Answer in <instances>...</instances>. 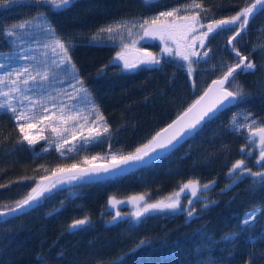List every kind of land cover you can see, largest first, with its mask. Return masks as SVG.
Instances as JSON below:
<instances>
[{"label":"trees","instance_id":"obj_1","mask_svg":"<svg viewBox=\"0 0 264 264\" xmlns=\"http://www.w3.org/2000/svg\"><path fill=\"white\" fill-rule=\"evenodd\" d=\"M252 2L73 0L65 10L49 12L46 6L32 0H16L12 4L0 0V25L8 22L12 11L16 18L8 24L20 20L23 6L33 8L30 18L38 12L49 13L55 34L70 38L75 45L69 50L71 62L110 129L103 146L96 147L103 148L105 144L123 156L147 144L159 129L195 101L211 80L221 77L234 64L236 56L227 48L234 31L225 40L218 33L206 41L208 55L203 62L193 64L195 72L191 78L187 75L188 62L167 55L159 67L142 64L137 70L122 72L123 66H116L114 58L126 45L161 52V44L142 38L139 25L129 24L132 34L125 29L123 39H109L105 33L93 41V34L122 19L150 21L160 12L172 9L181 11L162 17V21L171 22L185 13L191 16L199 10L186 6L194 3L207 10L206 16L199 12L201 23L207 25L210 19L235 15ZM261 14L251 19L234 44L256 65L254 71L237 72L235 76L233 83L245 92L242 99L145 168L99 182H67L64 188L46 193L26 214L0 217V264H264V211L253 225L241 224L246 211L264 208V186L249 176L228 179L227 175L232 165L242 159V148L252 151V156L256 153L255 146L246 139L250 129L233 130V115L240 114V120L242 115L251 113L257 121H264V47L253 52L254 45L264 44ZM187 43H191V36ZM194 47L199 49L198 55L205 50L198 43ZM0 51H10V46H0ZM228 87L235 90L232 85ZM262 125L258 123L254 128ZM43 147L42 143H23L12 115L0 113V185L5 186L0 188V208L23 199L36 181L53 170L77 164L76 160H58L54 152H44ZM29 177L32 179H25ZM189 180H198L201 185L216 182L209 205L201 206L200 216L192 221L186 222L181 213L158 211L140 220L130 217L106 224L111 215L106 210L109 197L146 195L147 203H155L177 192ZM233 180L237 181L234 185ZM227 185L233 186L229 189ZM55 209L56 213L48 215ZM85 217L89 223L82 230H69L74 220ZM231 233L235 235L226 239Z\"/></svg>","mask_w":264,"mask_h":264},{"label":"snow or ice","instance_id":"obj_2","mask_svg":"<svg viewBox=\"0 0 264 264\" xmlns=\"http://www.w3.org/2000/svg\"><path fill=\"white\" fill-rule=\"evenodd\" d=\"M16 0H5V4L15 3ZM35 4H42L49 9V12L62 11L70 7L73 0H32ZM199 10V12L207 14V10L199 3L187 5ZM181 11V9H172L170 11L160 12L157 16L153 17L150 21H132V20H119L113 24L101 27L97 33H94L92 40L96 41L103 37V34L107 33L109 39H115L116 36H120L127 29L128 34H132V27L139 25V29L143 31L144 37L158 38L161 43L167 45L169 40L176 42L177 40L186 41L191 36V43H185L186 52L181 53L179 51L173 53L170 48L165 46L161 49V52L165 55L176 56L187 63V75L191 78L195 72L193 64L199 63L201 59L207 57L208 51H203L202 55H198L199 49L195 48V44H199L200 48L206 49V41L215 34L223 31H231L235 28V32L228 38L227 45L230 50L235 53L238 58V62L227 67V71L223 75L212 81L209 88L205 91L204 95L199 97L192 105H190L183 113H181L171 124L166 128L157 132L147 144L142 147H137L134 152L121 156L119 159L113 158V163L103 167H93L90 169H80L77 165L73 164L70 168H59L53 170L50 176H43L36 181V186L31 189L23 199L18 200L13 206H3L0 208V217L6 216H18L26 214L27 209H31L34 204L38 203L46 193H50L63 183L70 181H86L93 176H99L102 173L108 174L114 172L124 166L134 167L138 164L144 163L146 160L152 159L154 155L160 152H165L170 148H173L176 144L180 143L186 136L194 135L198 129L215 118L217 112L225 107V105H231L233 102L239 101L245 96L243 88L239 84L233 83L237 72L248 73L255 70L256 65L248 60L245 56L240 55L234 47L237 38L247 29V26L251 19L260 11H264V0H253L252 3H248L247 6L240 8L239 11L230 17L224 19H210L207 25L201 23V15L199 12H194L191 16H185L182 18L183 23L179 26L169 24L166 21H162V17H172L175 13ZM39 21V24L34 23ZM129 24L132 27H129ZM38 27L43 33L44 39H37L31 36V30ZM179 27L180 31L177 33L175 29ZM206 28V30H204ZM199 32V35L196 33ZM56 29L53 27L51 20L49 19L48 12H38L35 17L25 19L19 23L13 24L8 28L0 25V43L7 42L10 45L9 52L0 51V111L10 113L12 118L17 122V126L20 128L21 133L24 132L25 123L31 119H35L37 114L47 116L49 112L48 104L51 103L53 109L59 107L63 113L65 109L69 112L78 111L76 109V101L87 98L86 103L89 105V116L95 114V120L91 121L95 127L88 128V135L81 136L80 140L72 143L66 148L67 152L78 150V148L100 141L104 135H107L110 129L104 120L103 115L99 112L98 106L90 98V93L84 85V81L79 78L78 70L71 62L69 56V50L75 45L68 37H60L56 34ZM143 38V37H142ZM35 46V47H33ZM264 47V44L254 45L253 52ZM40 49L45 51L41 52V59H37L35 54L28 55L31 52H38ZM51 53V62L48 60V53ZM196 59L193 60L192 58ZM117 61L116 66H119V61H123L122 72L137 70L142 64L158 65L161 62V58L154 56L151 53H147L146 57L142 61L137 63L128 62L124 56L117 52L114 58ZM24 62V63H21ZM224 66V65H221ZM215 67V66H213ZM58 75H63L64 80L61 84L67 83V88H61L57 93V96L64 94L68 100H71V104L61 103L59 106L56 104V96H52L46 91V84L49 81H55ZM228 85H232L235 90H229ZM71 89V92L68 91ZM209 97H211L209 99ZM207 103H203L204 101ZM42 110V112H41ZM240 114H234L230 120V123L234 131H241L243 128H249L250 134L246 139L254 144L255 137H259L260 144V156L257 163L264 165V126L254 128L258 123L264 124V121H257L252 117L251 113H247L243 116V120L246 123H241L238 119ZM82 118L85 122H88V117L77 118V125H79V119ZM72 119V117H69ZM99 122V123H98ZM101 125L102 130L101 129ZM28 127L33 125L28 124ZM254 129V130H253ZM53 129V132H56ZM62 132L66 133L67 128L62 129ZM167 133L161 139L162 134ZM58 138H63L57 134ZM43 139V137H41ZM75 140V137L73 138ZM23 140L27 141L29 145H34L37 139L24 135ZM51 143V142H50ZM47 151V149H44ZM57 151L61 155L65 154V150L61 145H57ZM245 150L242 148L241 152ZM228 179H232L234 176H251L255 181L259 180L262 186H264V172H250L247 170L243 160H237L228 172ZM25 179H32L31 177ZM47 182V183H44ZM233 180V185L236 183ZM214 181H210L207 184L200 185L198 180H189L187 183L179 186V191L170 194L167 198L159 200L155 203H147L146 195H140L137 197L129 198L133 202L139 204L143 201V207H139L138 210L131 215L134 219L140 220L146 214L153 211H165L170 210L175 212L181 208L180 199L182 193L187 190H191L192 196L197 197L202 190H208L214 185ZM233 185H227V188H231ZM5 187L0 185V188ZM223 191V190H222ZM192 199L189 200V204L193 203ZM116 203H124V201H115V198L109 199V204L115 206ZM212 203H215L214 201ZM208 205L205 204V207ZM264 211V208L253 209L244 214L241 224L249 226L254 223L255 219L260 212ZM196 210L191 209L187 212L188 217H193ZM120 218V213L112 217L113 221ZM89 223V218L74 220L69 226L70 231L82 230L85 225ZM235 233L228 234L225 238L234 236ZM141 244L144 241L140 242ZM138 245L137 247H139ZM135 249H133L134 251ZM247 264V262H246Z\"/></svg>","mask_w":264,"mask_h":264},{"label":"rangeland","instance_id":"obj_3","mask_svg":"<svg viewBox=\"0 0 264 264\" xmlns=\"http://www.w3.org/2000/svg\"><path fill=\"white\" fill-rule=\"evenodd\" d=\"M145 1H147L148 3L153 2L151 0H145ZM23 7H24L22 10L23 13L20 14L21 19L16 21V22H13L11 24H8V22L14 21L16 18V14L14 13V11H12L10 16H9L8 22H5L6 24H4V21H3V23H2V24H4L3 27L8 28L13 24L19 23L25 19H29L30 15L33 14L32 13L33 8L30 6H23ZM34 11L38 12L39 9H36ZM185 16H188V15L185 13L182 16H179L178 18L173 19V21L167 22V23L179 26L180 24L183 23L182 18ZM260 22L262 24L261 30L264 32V12L261 14ZM34 23L39 24L40 22L37 20ZM175 31L177 33H179V31H180L179 27H177L175 29ZM233 31L235 32V28H233L231 31L221 32L222 33L221 35H223L224 40L227 39L226 37L229 34V32L232 33ZM30 35L36 37L37 39H41V40L44 39L43 33L41 32V30L38 27L33 28L31 30ZM196 35H199V32H197ZM189 37L187 38V40L189 39ZM143 38L146 41H149L151 43L157 42L158 44H161L160 47H162V48L167 46L168 48H170L172 50V52L173 51H175V52L179 51L181 53H184L185 49H186L185 43H187V40L186 41L177 40L176 42L169 40V43L167 45H165V44L161 43V41L158 38H151V37H143ZM5 44L9 45L7 42H3V43H0V46H3ZM33 47H35V46H33ZM132 49L143 50V49H140L138 46L126 45L121 54L124 55L126 52H128L129 50H132ZM205 50L209 52V50H207V49H205ZM43 51H45V50L40 49V51H38V52H31L30 51L28 53V55L35 54L37 56V59H41L42 58L41 52H43ZM202 51H203V49H202ZM3 52H9V51H3ZM143 52L145 54L151 53L154 56H158L159 58H161L162 63L164 60H166L165 59L166 55L162 52H160L159 54L152 53V52L147 51V50H143ZM211 53H215V51H213V52L211 51ZM167 57H171L172 59L176 58V56H174V55L173 56L167 55ZM204 59H205V57L203 59H201L200 61L203 62ZM48 60L50 63L51 62V53L50 52L48 53ZM21 63H24V62H21ZM150 66H154V65H150ZM63 80H64L63 75H58V78L55 81H49L45 86L46 91L48 93H50L52 96L57 97L56 104L58 106L61 103H64V104H71L72 103V101L68 100L64 94H60L59 96H57V93L59 92V90L62 87L63 88L68 87L66 82L61 84V81H63ZM68 91L71 92V89H68ZM86 100H87V98H83V99L76 101V109L78 111L69 112L67 109H65L63 113L60 111L59 107H57L56 109H53L52 104L49 103L48 104L49 112H48L46 117L44 115L37 114L35 119H31L27 122H23V121L21 122V123H25V128H24L23 133H21L20 128L18 127L20 134H21L22 142L28 146H34L38 143H42L44 145L43 151H44V149H47V151H44V152H49V151L54 152L56 154V157L58 160L59 159H68L70 161L76 160L77 164L74 162L73 163L77 166L78 165H88V164L89 165H97V164L106 163L110 160H113V158L117 159V158L121 157L120 152H118L112 148H107V145H105V144H104L103 148L96 147L97 144H99V145L101 144L103 146L102 143L104 142L107 135H104L100 141L86 145V146H83V147H80L76 151H72V152L66 151V148L68 146H70L72 143L79 141L81 136H87L88 135V128L89 127H95L96 126V125L91 123V121L95 120L96 117H95V114L89 116V113L87 110L89 105H87ZM2 112L3 111H0V113H2ZM41 112H42V110H41ZM69 117H72V119H69ZM79 117H88V122L86 123L84 119L80 118L79 119V125H77L76 121H77V118H79ZM240 122L246 123L243 120V115H242V118L240 119ZM16 124H17V122H16ZM28 124H31L33 126L28 127L27 126ZM102 127L103 126L101 125L100 130H102ZM65 128L68 129V131L66 133L61 131L62 129H65ZM53 129H56L57 131L53 132ZM246 129H249V128L246 127ZM58 133H59V136L63 137L62 139L58 138V135H57ZM24 135H28V136H32V137L36 138L37 142L34 145H29L27 143V141L23 140ZM41 137H43V139H41ZM74 137H75V140L73 139ZM57 145H61L62 149L65 150L64 155H61V153L59 151H57ZM253 145L256 147V140H255V143ZM247 152L249 153V151H247ZM256 154H257V157L259 158L260 150H258ZM258 158H257V161H258ZM256 164L258 165V163H256ZM261 166H264V165H261ZM75 182L76 181H73V183H75ZM66 185H67V183H63V185L61 184L58 187L64 188ZM183 207L185 208L186 205H184ZM253 209H258V208H253ZM253 209H250V210H253ZM250 210H248V211H250ZM248 211H246V212H248ZM156 212H158V211L150 212V214L151 213L153 214ZM159 212H162V214H169V213H165L166 211H159ZM244 214H243V217H244ZM251 225H253V224H251Z\"/></svg>","mask_w":264,"mask_h":264},{"label":"water","instance_id":"obj_4","mask_svg":"<svg viewBox=\"0 0 264 264\" xmlns=\"http://www.w3.org/2000/svg\"><path fill=\"white\" fill-rule=\"evenodd\" d=\"M258 13H259V12H258ZM228 49L230 50L229 46H228ZM230 51H231V50H230ZM231 52H232V51H231ZM146 55H147V54H145V53L143 52V50L132 49V50H129L128 52H126L123 56H124V58H125L128 62H130V63H136V62H138L140 59L144 60L145 57H146ZM240 55H241V54H240ZM119 63H120L121 65H123V61H119ZM161 63H162V61H161L160 64H158L157 66L159 67V66L161 65ZM218 78H220V77H218ZM218 78H215V79H218ZM215 79H213V80H215ZM213 80H211V81L208 83V85L206 86V88H205V89L203 90V92L197 97V99H196L195 101H197V100L199 99V97H201L202 95H204L205 91L209 88V85H211V83H212ZM229 90H230V89H229ZM210 98H211V97H209V99H210ZM195 101H193L190 105H192ZM207 102H208V101L206 100V101H204L203 103H207ZM236 103H237V101H236V102H233V104H231V105H225V107H224L223 109H221L219 112H217L216 115L219 114L221 111H223V110H225V109H228V108L234 106ZM190 105H189V106H190ZM189 106H188V107H189ZM188 107H187V108H188ZM187 108H186V109H187ZM186 109H184L181 113H183ZM181 113H180V114H181ZM180 114H178L173 120H175ZM216 115H215V116H216ZM173 120L170 121L168 124H166V125H165L164 127H162L161 129L166 128L169 124H171V123L173 122ZM203 125H204V124H203ZM203 125L198 129V131L202 129ZM256 128H259V127H256ZM161 129H159L157 132H160ZM253 130H254V129H253ZM198 131H197V132H198ZM157 132H156V133H157ZM156 133H155V134H156ZM249 134H250V131H249ZM166 135H168V134H167V133L162 134L161 139H163L164 136H166ZM192 136H194V135L186 136V137L184 138V140H182L180 143L176 144L173 148H170V149H168V150L165 151V152L157 153L156 155H154V156L152 157V159H150V160H146V161H145L144 163H142V164H138V165H136V166H134V167H127V166H124V167H122V168H120V169H118V170H116V171H114V172L108 173V174H103V173H102V174L99 175V176H93V177L89 178L88 180H86L85 182H88V183H90V182H99V181H103V180H106V179H110V178L118 177V176H121V175H125V174H128V173H130V172H132V171H135V170H138V169H141V168H145V167L151 165L152 163L156 162L157 160H159L162 156H164V155H166V154L172 152V151L175 150L176 148H178L181 144H183L184 142L188 141ZM255 139L257 140V146L259 147V144H260L259 137L257 136V137H255ZM119 158H120V157H119ZM119 158H117V159H119ZM112 163H113V160H110V161H108V162H106V163H101V164H97V165H89V164H88V165H78L77 167L80 168V169H90V168H93V167H103V166H108V165H111ZM68 168H70V167H68ZM250 172H251V171H250ZM51 174H52V173H49V174H47V175H45V176H50ZM44 183H47V182H44ZM62 185H63V184H62ZM201 186H202V185H201ZM213 186H214V185H213ZM213 186H212V187H213ZM212 187H210L208 190H210ZM208 190H202V191H200V192H204V191H208ZM184 195H191V196H192L191 190L189 189V190L185 191L184 193H182L181 196H184ZM137 196H140V195H133V196H130V197H127V198H115V197H114V198H115V201H124V203H116L115 206H112V205L109 204V199H110V198H113L112 196L109 197L108 200H107V207H106L107 212L112 213L113 216L116 215L117 212H119V213H120V218H119L118 220H116V221H113L112 218H111L110 220H108V221L106 222V224H107V225H113V224H116V223H118V222H120V221H122V220L127 219L128 214H123V213H121V212L119 211V209H133L134 212H135L136 210H138V208H139L141 205H143L144 202L141 201V202H139V204H137V203H135V202H133L132 200L129 199V198H131V197H137ZM40 200H41V199H40ZM40 200H39V201H40ZM39 201H38V202H39ZM36 204H37V203H36ZM36 204H34V205H36ZM34 205H33V206H34ZM29 211H30V209H27V210H26V213L29 212ZM57 211H58V209H55V210H53L52 212H50L48 215H51V214H53V213H56ZM18 216H20V215H18ZM6 217H15V216H6ZM193 217H194V216H193ZM190 218H191V217H189V219H190ZM71 224H72V223H71Z\"/></svg>","mask_w":264,"mask_h":264},{"label":"flooded vegetation","instance_id":"obj_5","mask_svg":"<svg viewBox=\"0 0 264 264\" xmlns=\"http://www.w3.org/2000/svg\"><path fill=\"white\" fill-rule=\"evenodd\" d=\"M151 1H154V0H151ZM263 11H260L258 14H256L255 16H257V15H260L261 13H262ZM230 33V32H229ZM233 33V32H232ZM233 35V34H232ZM231 35V36H232ZM228 41V40H227ZM139 61H142V59H140ZM233 62V61H232ZM137 63V62H136ZM157 66V65H156ZM247 134H248V132H247ZM255 149V152L257 153V151L259 150V147L257 146V142H256V147L254 148ZM258 149V150H257ZM254 153V152H253ZM255 153V154H256ZM243 157H242V159H240V160H243L244 161V163H247V161L248 160H250L251 159V157H252V152L251 151H249V153L245 150L243 153ZM258 158V157H257ZM257 158H256V160L255 161H253L252 163H253V165L254 166H251V168L252 169H250V171H252V172H264V166H261V165H257L256 163H257ZM247 165H248V163H247ZM247 176V175H246ZM119 177V176H118ZM249 177H251V176H249ZM252 178V177H251ZM215 182V181H214ZM201 185V184H200ZM215 189H216V182L214 183V186L210 189V190H208V191H204V192H199V195L197 196V197H193V196H191V195H184V196H181V199H180V204H181V208L180 209H178V210H176L175 212H177V213H181V214H183L184 215V217L186 218V222H190V221H192L193 219H195V218H197V217H199L200 216V212H199V210H200V207L202 206V208H206L205 207V204H207V205H209V200L211 199V197H213V193H214V191H215ZM178 191H179V189H178ZM190 199H192L194 202L193 203H191V204H189V200ZM184 205H186V207L184 208L183 206ZM140 207H143V205H141ZM254 208H262V207H260V206H258V207H254ZM191 209H195L196 210V212H195V215H194V217H191L190 219H189V217L187 216V212L189 211V210H191ZM253 209V208H252ZM119 211L121 212V213H123V214H128V217H127V219L128 218H130L132 215V213L134 212V210L133 209H119ZM166 212L165 213H169V214H173L174 212H172V211H170V210H165ZM111 215H110V218H109V220L113 217V214L112 213H110ZM126 220V219H125ZM123 221V220H122Z\"/></svg>","mask_w":264,"mask_h":264},{"label":"bare ground","instance_id":"obj_6","mask_svg":"<svg viewBox=\"0 0 264 264\" xmlns=\"http://www.w3.org/2000/svg\"><path fill=\"white\" fill-rule=\"evenodd\" d=\"M248 27V26H247ZM246 31V30H245ZM244 31V32H245ZM227 48H228V45H227ZM144 50V49H143ZM229 50V49H228ZM230 51V50H229ZM231 52V51H230ZM239 53L242 55V56H245L247 59H249V56L247 55V54H243V53H241L240 51H239ZM231 54H234L235 55V53L234 52H231ZM234 63H237L238 62V58L236 57V59L233 61ZM262 126H264V125H262ZM258 127H261V126H258ZM256 128V127H255ZM250 131V130H249ZM249 131H248V135H249ZM256 140V139H255ZM256 142H257V140H256ZM244 150H246L245 148H243ZM256 158H257V154H255L254 156H252L251 157V159L250 160H248L247 161V163H248V165H247V163H245V165L247 166V170H249L250 171V169H252L251 168V165H250V163H252L253 161H255L256 160ZM252 172V171H251Z\"/></svg>","mask_w":264,"mask_h":264}]
</instances>
